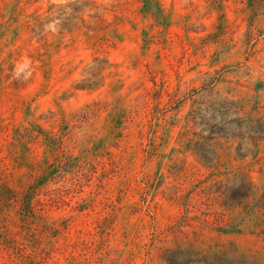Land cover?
<instances>
[{"label":"rangeland","instance_id":"374dc122","mask_svg":"<svg viewBox=\"0 0 264 264\" xmlns=\"http://www.w3.org/2000/svg\"><path fill=\"white\" fill-rule=\"evenodd\" d=\"M0 264H264V0H0Z\"/></svg>","mask_w":264,"mask_h":264}]
</instances>
